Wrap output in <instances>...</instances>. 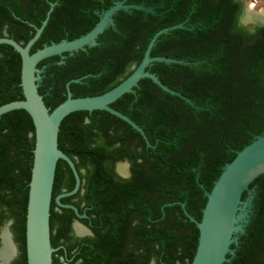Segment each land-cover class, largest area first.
I'll return each instance as SVG.
<instances>
[{
    "label": "trees",
    "instance_id": "trees-1",
    "mask_svg": "<svg viewBox=\"0 0 264 264\" xmlns=\"http://www.w3.org/2000/svg\"><path fill=\"white\" fill-rule=\"evenodd\" d=\"M140 2L145 5L155 4L156 12L135 9L131 15L120 11L115 30L116 39L100 59L103 75L114 74L117 77L112 86L106 89L119 85L121 81L118 78L121 75L128 77L131 74H125L130 64L143 60L151 39L159 30L180 22L171 16L175 11L172 6L175 5V8L184 11L185 19L191 18L193 9L197 10L192 20H195V41L199 40L198 44L191 47L192 51L190 48L172 49V45H178V42L182 45L191 44V24L186 23V28H174L161 34L151 56L198 63L191 65L154 61L151 65L154 69H165L170 75H161V81L189 97L193 103L165 91L148 78L140 81V87L134 88L136 92L123 95L136 102L135 108L127 110L126 114L143 127L147 134L153 133L152 142L163 148L160 155L164 165H133L134 171L138 173L134 178L145 179L146 183L141 186L146 189L142 188L141 193L134 190L128 192L127 199L133 207L137 205L138 198L142 200L141 195H145L143 199L147 198L148 202L143 209L147 213L148 226L136 231V235L141 238L136 249L126 251L129 245L123 247L124 235L121 238L118 230L102 238H80L73 233L72 222L77 216L76 212L72 208L58 206L56 197L65 190L71 191L75 187L76 178L65 160L58 161L51 204V240L52 246L56 248L53 264H151L154 258L157 264H191L198 247L199 229L183 214L179 201H186V208L195 218L201 219L208 199L206 191L212 190L225 166L237 153L264 133V38L252 54H246L236 61V65H239L236 70L231 62L226 61L225 56L230 52L227 43L215 42L200 46L211 25L219 17L218 14L201 17V2L195 0ZM162 11H165L164 14ZM29 40L30 37H27L24 45ZM2 46L4 56L0 57V105L24 98L21 55L9 44L4 43ZM34 51L33 47L31 52ZM127 54L130 59H127ZM44 62H48L49 66L43 73L45 84L39 87V92L52 111L66 99L61 89H66L67 82L77 75L62 80L60 77L67 65L58 64L52 57L44 59L40 64ZM192 74L197 75V78ZM89 80L95 82L93 78ZM108 90L103 89L98 93ZM93 94L91 91L88 95ZM85 113L88 111H75L64 118L60 126L59 147L73 159L79 171L81 168L87 169L89 194L93 198L97 186L95 177H105L107 174L104 165H88V162L100 161L106 151L96 142V115L86 123ZM124 123L139 134L134 127ZM35 142V125L25 109H15L0 116V210L5 220L12 217V210L15 213L20 250L15 264H28L26 216ZM135 156L132 159L134 162L138 156L144 157L140 153ZM127 186L136 185L132 180L127 182ZM252 187L254 197L251 217L245 232L240 235L239 243H233L236 255L232 257V254H228L233 259L225 264H264V174L257 177L248 190ZM248 190L243 197H246ZM154 195L159 197L155 208L152 204ZM71 197H64L61 201H68ZM190 204H196L195 210L191 209ZM163 206L165 215L178 207L183 218L171 221L167 218L163 228L158 227L157 218L163 215ZM152 208L155 213L151 211ZM64 255L66 258L62 260Z\"/></svg>",
    "mask_w": 264,
    "mask_h": 264
},
{
    "label": "flooded vegetation",
    "instance_id": "flooded-vegetation-1",
    "mask_svg": "<svg viewBox=\"0 0 264 264\" xmlns=\"http://www.w3.org/2000/svg\"><path fill=\"white\" fill-rule=\"evenodd\" d=\"M140 1L141 0H0V37L8 36L14 38L17 41L19 40L20 42L25 43L27 37H30V39L33 38L34 35L37 33L38 29L42 27L44 20L48 17V13L52 9L47 24L43 28L41 35L39 36L35 44L32 46V48H35L34 52H36L38 49H41L46 45H50L52 43H59L65 40H75L87 34L101 20L105 12L110 9L116 2H123L125 4L136 3L145 5V3H141ZM195 1L201 2V17L208 18L214 13L219 15V17L215 20L213 26L211 25V28L209 29L208 34L206 35V38L202 40L200 46L212 44L215 42L227 43V46L230 47V52L227 56H225L226 61L231 62L232 65L236 68V70H238L239 65H236V61L241 60L240 58L246 56V54H252L253 51H255L260 45L261 40L264 38V18L257 20L249 19L250 14H255L258 11L255 7H251L248 0ZM146 6H155L156 10L155 4ZM172 8L175 9V11H173V14L171 15L172 18H175V21L180 20V22L175 25H183L182 27L177 28H186L187 26L185 24L189 23L191 24V26L189 25V29H191V33L193 36L191 42L192 45L188 43L182 45L178 42V45H172V49L190 48L189 50L192 51L193 48L191 47H195L199 41H195L196 25L195 20H192V16L193 14L195 15L197 10L193 9L191 18L185 19L183 18L185 16L184 11L175 8V5L172 6ZM134 10L135 9H130L127 11L122 9L116 12L112 17V23L104 30L103 33L99 34L96 38V45H86L84 46V48L75 50L73 52L67 51L63 52L60 55L57 54L51 56L52 59L55 60V62H57L58 64L67 65L66 71L63 72V75L60 77L62 80L74 75H77V77H74L73 79H80L79 82H73V79L67 82V84L70 82V90L72 92V97L76 98L100 95L103 93L98 92L103 89L108 90L106 88L112 86L113 81H115L117 77H115L114 74H111L110 76H106L105 74L103 75L104 71L101 69L100 59L104 56V53H107L108 46L110 44L113 45V41L116 39L115 35L117 32L115 30L117 29V24L119 23L118 17L120 16V11H126L132 15L134 13ZM164 12L165 11H162V14H164ZM201 20L202 19H199V21ZM114 36L115 38L113 39ZM3 56L4 47L2 46V44H0V57ZM126 57L127 59H130L128 54L126 55ZM183 61L192 62L190 63L191 65L194 63H198V61ZM140 63H138L137 61L132 62L125 74L130 72L132 74V72ZM150 65L146 68V71L156 74L160 80L161 75L163 77H165L166 75H170L165 69H154L153 66ZM48 66V62H44L42 64H40L39 62L37 65L38 68L43 69V71L40 73L42 79L39 81V87L45 84L43 73ZM82 72H84L83 76L81 75ZM191 73H194V71ZM192 75L195 79L197 78V75ZM90 78H93V81L95 82L89 80ZM126 78L127 77L121 75L118 78V81L122 82ZM146 78L148 77L142 79ZM212 82L216 83L213 81V79ZM72 83H78V85L72 86ZM139 83L135 87H140ZM67 84L66 89H61V94L62 96H66V99L68 97ZM197 88H195L196 91H198ZM91 91L95 94L88 95L91 93ZM131 92L136 91L134 89ZM135 103L136 102L133 101L131 97L122 96L116 101H114L112 104H110V106L120 111L121 113L129 116L128 114H126V111L134 109ZM105 112L109 111L104 109H96L92 112L88 111L87 114H84V122H90L91 119H93L94 115H96L95 118L98 119L95 127L97 131L96 142L101 144V148L105 150L106 153L105 157H101L100 161H92V163L88 162V165H104V170L106 171L107 175L105 177H95V182L97 186L94 188L93 198H91L88 187V171L86 168H81V171H79L82 174L81 187L77 192L78 194L76 193V196L72 195V197L68 201H65L63 203L76 205L79 208L80 215H82H77L72 222L73 233L76 236L80 238L100 236L102 238L103 236L106 237L108 234H110V232L118 230L121 234V238L124 235V238H122L123 247L129 245L126 248V251H128L129 249H136L137 246L140 244L141 238L136 235V231L143 230L148 226L146 219L147 213L145 210H143L148 203L147 198L143 199L145 195H141L140 198L142 200L138 198V203L135 207H133L127 199L128 192L130 193L132 192V190H134L135 192L141 193L143 191L142 188L146 189V187L141 186L146 183L145 179L140 177L134 178L135 174L138 173L134 171L133 165H164L163 157L160 155V151H163V148L162 146H157L152 142L154 138L153 133L147 134V132H145L150 142L149 145L148 141L138 130L137 131L139 132V134L133 132L129 128V126L124 123L126 122L125 120L120 117V119H118V116L114 115L111 112L109 113H111L112 115L106 114ZM119 138H123V140ZM144 143H146V146L144 145ZM138 153L142 154V156L144 157L138 156L137 161L134 162L132 159H135V155H137ZM119 165H126V174H123L119 171ZM146 179H148V177ZM132 180L134 182V185L136 186L126 187L127 182H130ZM105 182H107L106 186L104 185L106 184ZM101 184H103V186H101ZM202 187H204L203 184ZM253 191L254 188L252 187L250 190H248V194L246 195V197L242 196V199L246 201L249 198H252L253 201ZM64 192L67 191L65 190ZM207 192L208 190L206 191V194ZM158 198L159 197L156 195L153 196L152 204L154 208L155 204H157L159 200ZM197 199L198 198L196 197V200ZM179 202V205H181L183 208V214H185L186 217L191 219L189 215L185 212V210H187V212L191 216H193L192 213L188 210V208H186L187 202ZM195 205L190 204L192 210H195ZM164 208L165 206H163L162 208L163 215H161L160 218H157L158 227L163 228V226L165 225V219L167 218L168 221H171L172 219L178 220L180 218H183V214L178 207L171 210L169 215L164 214ZM252 208L253 205L250 207V209L253 211ZM151 211L154 213L156 212L153 210V208L151 209ZM252 211H250V217ZM10 214L12 217L5 220V215L0 210V249L3 247V229L5 226H8V230H10L12 233L11 239H13L12 241H14L17 246V253L11 261L12 264H15V260L20 254L19 243L16 237V230H18V228L16 225L17 221L14 210H12ZM202 216L203 212L201 215V219ZM75 221L79 222L76 224L82 227L84 233L80 234L78 232L80 235H77L75 233V231H77V229L75 228ZM240 235L241 234L238 235V243ZM231 248L235 252V254L232 255V257H234L236 255V247H234L232 244ZM232 257L231 261L233 259ZM65 258L66 257L64 255L62 257V260H65ZM153 260L155 261V264H157V260L155 258ZM65 264L70 263L66 262ZM177 264L180 263L177 262Z\"/></svg>",
    "mask_w": 264,
    "mask_h": 264
},
{
    "label": "water",
    "instance_id": "water-1",
    "mask_svg": "<svg viewBox=\"0 0 264 264\" xmlns=\"http://www.w3.org/2000/svg\"><path fill=\"white\" fill-rule=\"evenodd\" d=\"M122 9L127 11L139 9L156 12L155 6L116 2L87 34L75 40H65L46 45L33 53H31V48L47 24L52 9L44 20L42 27L38 29L34 37L25 45L8 36L0 37V44L5 43L13 46L21 55V86L24 93L23 99L0 105V116L15 109H25L31 115L35 125L34 163L26 216V253L28 264H53V254L56 248L52 246L51 240V204L57 164L60 159L65 160L71 167L76 178V184L71 191L59 194L56 197V201L60 207L72 208L76 212V215L82 216L76 205L66 204L61 201L64 197L76 194L81 187V176L75 162L59 147L60 126L66 116L81 110L90 112L96 109L107 110L132 125L145 137L150 145L143 128L129 116L112 108L110 104L124 94L133 91L139 81L145 77L151 78L165 91L181 96L192 103L188 97L165 85L156 74L146 71V68L154 61L181 64L192 63L165 56H151L158 37L174 28L183 26L182 24H178L163 28L155 34L148 45L141 63L131 75L116 87L100 95L75 98L72 97L69 82L67 84V99L52 111L46 105L43 95L39 92V81L42 79L40 73L43 69L37 67L38 63L48 57L60 55L63 52H73L84 48L86 45H96L98 35L103 33L112 23L113 15ZM72 81L79 82L80 79H73ZM262 174H264V133L257 136L250 144L240 150L235 158L225 166L223 172L215 181L212 190L207 192L208 199L201 220L195 219L185 210L186 214L198 226L200 233L196 254L191 264H225V262L231 261L228 254H235L231 245L238 243V235L245 232V226L249 222L250 211H252L250 209L253 205L252 198L246 201L243 200V193ZM76 223L79 222L75 221ZM75 233L80 235L77 231ZM14 245L17 253V246L15 243ZM11 261L9 264H12ZM151 264H155V261L153 260Z\"/></svg>",
    "mask_w": 264,
    "mask_h": 264
},
{
    "label": "bare ground",
    "instance_id": "bare-ground-1",
    "mask_svg": "<svg viewBox=\"0 0 264 264\" xmlns=\"http://www.w3.org/2000/svg\"><path fill=\"white\" fill-rule=\"evenodd\" d=\"M253 7V6H251ZM254 11V10H252ZM264 18V12H256L255 14H250L249 19L250 20H257V19H263ZM264 20V19H263ZM119 171L123 174L127 173L126 165H119ZM77 232L84 233V230L81 226L76 224ZM2 238H3V247L0 249V264H9V262L12 260V258L16 255V248L13 244V241L11 239L10 232L8 230V226L4 227L2 232Z\"/></svg>",
    "mask_w": 264,
    "mask_h": 264
},
{
    "label": "rangeland",
    "instance_id": "rangeland-1",
    "mask_svg": "<svg viewBox=\"0 0 264 264\" xmlns=\"http://www.w3.org/2000/svg\"><path fill=\"white\" fill-rule=\"evenodd\" d=\"M249 4L257 9L258 12H264V0H248ZM256 11V10H255Z\"/></svg>",
    "mask_w": 264,
    "mask_h": 264
}]
</instances>
